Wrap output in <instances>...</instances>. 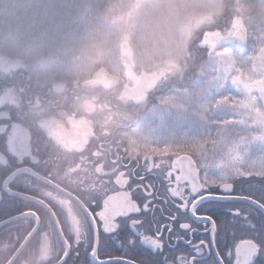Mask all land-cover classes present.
Segmentation results:
<instances>
[{
  "label": "snow or ice",
  "instance_id": "snow-or-ice-1",
  "mask_svg": "<svg viewBox=\"0 0 264 264\" xmlns=\"http://www.w3.org/2000/svg\"><path fill=\"white\" fill-rule=\"evenodd\" d=\"M197 80L221 94L203 103L186 89L175 110L206 119L216 105H226L232 114L212 121L216 129L202 138L158 145L166 157L130 156L122 182H114L89 210L91 239L82 246L83 264H264V184L245 188L248 178L233 171L242 146L264 145V35L249 38L240 51L232 48ZM120 193L125 207L109 212V196ZM238 232L249 233L241 238L253 241V253L239 254L236 243L228 242Z\"/></svg>",
  "mask_w": 264,
  "mask_h": 264
},
{
  "label": "flooded vegetation",
  "instance_id": "flooded-vegetation-1",
  "mask_svg": "<svg viewBox=\"0 0 264 264\" xmlns=\"http://www.w3.org/2000/svg\"><path fill=\"white\" fill-rule=\"evenodd\" d=\"M94 74L79 84L82 87L71 88L70 83L57 80L45 91L36 89L22 72L13 75V81H0V256L10 254L11 259L34 233L13 264H83L82 246L91 239L89 210L94 202L114 182H122L131 155L153 160L169 154L155 142L134 148L136 153L130 150L135 120L143 108H123L118 100L126 86L137 83L121 89L128 76L124 74L115 76L119 81L106 87ZM129 77L135 79L133 74ZM56 82L66 84L62 93L52 89ZM89 82L93 86H87ZM23 86L26 90L21 92ZM152 92L146 100L150 96L154 100ZM87 102L94 106L91 113L85 108ZM107 205L109 212L125 207L124 194L109 196ZM247 235L238 232L236 240L228 242L236 243L237 252L240 244L253 243L241 238ZM217 242L223 253V231ZM78 245L80 257L75 255Z\"/></svg>",
  "mask_w": 264,
  "mask_h": 264
},
{
  "label": "rangeland",
  "instance_id": "rangeland-1",
  "mask_svg": "<svg viewBox=\"0 0 264 264\" xmlns=\"http://www.w3.org/2000/svg\"><path fill=\"white\" fill-rule=\"evenodd\" d=\"M243 1L237 0L238 6L231 10L227 30L206 32L205 38L216 34L230 37L239 24L246 30L247 39L264 35V0L249 8L248 0L242 5ZM222 4L223 0H152L144 4L135 0H46L43 4L40 0H0V59H17L8 54L26 47L34 55L31 63L39 62L41 67L29 69L22 60V68L43 75V85L53 82V75L82 87L79 84L105 68L113 76L128 75L122 80V89L135 85L142 73L181 72L195 30L202 25L210 27ZM252 9L257 13L253 14ZM205 18L210 22L203 23ZM18 36L25 38L23 47ZM199 46L208 49L209 57L200 75L234 48L218 49L211 41H202ZM129 74L135 79L131 80ZM191 90L203 103H212L221 94L197 78ZM184 95H188L184 90L164 93L143 108L136 120L131 118L136 126L130 150L136 153L134 148L154 142L165 146L184 137L202 138L216 129L212 121H222L232 114L226 105H216L206 119L193 111L175 110L176 101ZM233 171L264 182V145L242 146Z\"/></svg>",
  "mask_w": 264,
  "mask_h": 264
},
{
  "label": "trees",
  "instance_id": "trees-1",
  "mask_svg": "<svg viewBox=\"0 0 264 264\" xmlns=\"http://www.w3.org/2000/svg\"><path fill=\"white\" fill-rule=\"evenodd\" d=\"M46 0H40V4L44 3ZM258 0H248L247 1V8H249L250 5L256 4ZM241 3V2H240ZM245 3V0L242 2V5ZM257 5V4H256ZM33 6V5H32ZM238 6L237 0H223V4L221 6V9L219 13L214 16L215 18L213 19V24H211L210 27L207 25H202L198 29L195 30V38L189 41L187 47H186V55L183 58V63L181 64V72H176L174 74H170L169 72L165 71L167 73V76L159 83L157 88L152 92L153 93V99H157V97L164 95V93H174L177 91L181 90H186V89H191L194 87V82L197 78V74H202V68L205 65V61L209 59L208 57V49L205 50L204 48L200 47V43L202 41L205 42V33L206 32H212V31H217V32H222L227 30V24L229 21H231V10H234ZM19 6H17L18 8ZM254 7V6H253ZM253 14L257 13V10L252 9L251 11ZM14 34V32H13ZM18 42L20 43L21 47H23V36H18L17 38ZM9 56L13 55L15 58L23 60L26 64V67L28 66L29 69H32L33 67H41L39 62L37 63H31L35 60H33V53L32 50L28 48L22 49L21 52H15V53H9ZM30 64V65H29ZM68 65H73L70 62H67ZM18 72H23L26 75L27 80L33 84V86L36 89H45L49 86H51V83H46L43 85V80L40 78V76H43L38 73L32 74L27 68H22L21 70H9V71H4L0 68V81L6 79V80H12V76L15 75ZM149 72H154V71H149ZM50 77V76H49ZM54 77L55 80H61L59 76H51ZM4 78V79H3ZM53 81V82H54ZM70 83L71 88L74 85V83H71V81H66ZM152 96H150L145 102L135 105L131 104L130 102L123 101L121 99L118 100V105L123 108H129L134 109L135 111L136 108L141 107V108H146L148 107V104L152 102ZM104 106V104H101ZM105 112V116H110L109 112L102 111V114ZM114 127H109V129H113ZM111 138L107 137L106 139ZM184 155L181 153V156ZM248 182V185H253L257 186L259 182L257 180H254L252 178H248L246 180ZM264 183V182H262ZM253 196H256L255 193H251ZM257 194V193H256ZM248 192L245 193L244 196H247ZM264 206V204H262ZM223 254V253H221ZM11 255L8 254L6 257L0 256V264H6Z\"/></svg>",
  "mask_w": 264,
  "mask_h": 264
},
{
  "label": "water",
  "instance_id": "water-1",
  "mask_svg": "<svg viewBox=\"0 0 264 264\" xmlns=\"http://www.w3.org/2000/svg\"><path fill=\"white\" fill-rule=\"evenodd\" d=\"M137 3L144 4L152 0H135ZM203 23L210 22L209 18H205L202 20ZM207 42L211 41L216 43V46L218 49H221L222 44L224 42L232 43V47H234L237 51H240L242 47L245 46V42L247 39V33L246 30L243 28L242 25L236 26V32L230 36V37H223L220 34L216 35H209L205 38ZM23 65V62L21 60H11L8 58H2L0 59V66L3 70H9L11 68L20 69ZM166 77V73H142L139 75L138 82L135 86L130 87L126 86L121 93V99L133 101L135 104L143 103L147 95L154 91L155 88L158 86V84ZM94 79L98 80L102 84H104L106 87H110L111 84L117 83L119 81L118 77L113 76L106 70L105 68L99 69L94 74ZM87 86H93V82L87 83ZM66 87V84L61 82H56L52 85V89L57 93H62ZM93 107V104L91 102H87L85 104V108L88 110L89 113L93 112V109L90 110V108ZM49 122H46L44 125L47 128V124ZM262 206V205H261ZM24 217V216H23ZM34 235L32 233L26 241L23 243V245L19 248V250L15 253V255L10 259V261L7 264H13L16 258L19 256L21 251L25 248V246L28 244L31 237ZM256 246L254 243H242L237 248V253L239 254H246V253H253L255 251ZM63 262V261H62ZM61 264V263H60Z\"/></svg>",
  "mask_w": 264,
  "mask_h": 264
},
{
  "label": "built area",
  "instance_id": "built-area-1",
  "mask_svg": "<svg viewBox=\"0 0 264 264\" xmlns=\"http://www.w3.org/2000/svg\"><path fill=\"white\" fill-rule=\"evenodd\" d=\"M26 90V86H23L20 91L21 92H24ZM43 97V96H42ZM33 101V99H29V102L31 103Z\"/></svg>",
  "mask_w": 264,
  "mask_h": 264
}]
</instances>
